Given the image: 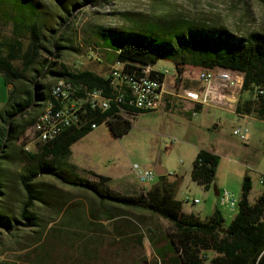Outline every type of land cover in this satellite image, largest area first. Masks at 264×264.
Returning a JSON list of instances; mask_svg holds the SVG:
<instances>
[{"label":"rangeland","instance_id":"374dc122","mask_svg":"<svg viewBox=\"0 0 264 264\" xmlns=\"http://www.w3.org/2000/svg\"><path fill=\"white\" fill-rule=\"evenodd\" d=\"M36 1L41 9V16L35 20L42 26V48L32 56L33 63L29 69H24L23 61H16L14 64L26 78L20 83L31 86L29 81L37 80L47 87L45 92H50V97L52 88L64 79L57 80L49 72H61L65 68L70 72L92 71L104 77L109 73L112 65L107 63L106 57L108 48L113 45L112 36L107 34L110 32L139 30L150 33L155 31L156 24L166 25L174 20H186L196 26L223 29L238 38H248L252 34L264 36V5L258 0ZM37 11L32 0H0V18L3 20L14 18L25 23ZM12 36V24L0 20V42L10 40ZM22 42V54L25 55L29 52L30 35L24 33ZM55 44L60 49L55 48ZM140 68L147 70V67ZM155 68L167 69V89L175 97L184 95L185 90L201 92L203 88L199 68L182 67L180 75L171 62L160 61ZM217 73L218 71L213 72L215 79ZM222 84L224 83L220 80H215L217 92L233 95L229 89L221 87ZM8 93L0 75V112L8 108ZM234 96L238 101L249 98V94H243L242 91L236 92ZM50 106L51 101L35 122L46 115ZM236 108L228 110L195 105L193 110L181 107L166 110L161 107L156 112L138 115L131 132L123 138L114 137L108 125L103 124L74 145V155L69 162L80 167L79 175L82 178H92L82 169L111 178V187L115 191H119L126 180L143 186L133 171L135 165L142 168L159 165L171 176L170 181L172 178L181 180L175 189V195L181 202L184 213L200 216L202 221H207L219 210L227 229L238 213L245 177L248 176L252 182L249 196L251 204L264 192V185L261 184V180H264V121L256 115L249 119L241 118L232 113L236 112ZM29 119L30 117L25 118ZM236 131H240L245 137L249 134L250 139L242 140L240 136L234 135ZM33 139L30 128L21 142L13 143L8 149L13 160L10 166H6L8 171L4 181L7 195L0 199V209L8 206L10 216L22 223L17 225L18 229L13 234L0 228V264H38V252L34 251L32 241L38 231L25 228V221L20 217L24 194L17 176L23 166L21 151H27L28 148L27 152L38 153L40 150ZM198 147L211 149L219 157L215 180L208 190L192 180ZM42 181L58 188L56 197L59 207L67 201L57 216L43 207H36L34 211L43 226H58L63 219L64 215L61 214L64 209L71 208L75 203H81L79 208L87 213H84L85 220L94 221L88 214L89 200L79 198L71 188L52 178ZM158 182L157 177L150 186ZM216 190L220 194L227 192L232 196L237 202L234 211L220 204ZM194 201L198 203L194 204ZM117 212L119 215L114 221H101L98 226H106L109 231L113 226L127 229L131 227L139 237L152 226H163L166 230H170L172 226L168 221L145 211L120 209L115 213ZM51 218H56L53 225H50ZM73 226L81 225L78 223ZM144 245L139 255L136 253L130 257L108 259L99 264H156L150 246L148 247L147 242ZM56 260L55 264L64 262L62 258Z\"/></svg>","mask_w":264,"mask_h":264},{"label":"trees","instance_id":"16d2710c","mask_svg":"<svg viewBox=\"0 0 264 264\" xmlns=\"http://www.w3.org/2000/svg\"><path fill=\"white\" fill-rule=\"evenodd\" d=\"M32 1L38 11L31 20L22 23L20 19L0 18L13 26L12 38L0 42V75L6 86H11L8 108L0 112V199L7 195L4 178L8 171L6 166H10L13 160L8 153L10 145L25 138L27 130L33 127L51 101L50 92H45L47 87L37 80L29 81L31 86L20 83L26 78L14 64L23 61L24 69H29L33 63L32 56L42 48V26L35 20L41 16L40 4ZM258 1L264 5V0ZM154 30L150 33L139 30L107 33L113 38V45L108 48L107 63L130 64L127 65V73H135V66H156L160 61L173 63L178 75L186 66L241 72L245 75L242 93L249 94V98L238 101L236 113L256 115L264 121L263 35L238 38L223 29L196 26L186 20L156 24ZM24 33L30 35L29 52L25 55L22 54ZM54 47L60 49L58 44ZM140 71L147 70L140 68ZM49 73L57 80L69 79L84 83L91 89L107 86L106 78L92 71L70 72L63 68L61 72ZM109 115L96 113L91 119L101 126ZM26 117L30 119L25 120ZM90 125L69 129L53 142L40 146L38 153L21 151L23 166L17 176L24 199L20 217L25 221V228L38 231L32 238L34 251L38 252V264H55L60 258L63 264H99L121 258L118 254L106 253L114 249L113 241L116 239L136 240L141 247L147 241L156 257V264H264V192L251 204L252 182L248 176L242 185L238 213L227 229L219 210L207 221L185 214L181 202L175 199V189L180 183L168 184L166 176L160 177L159 185L146 195L122 196L109 188L108 178L94 174H90L93 180L82 178L77 174V168L69 163L73 145L93 132ZM107 125L116 138L128 135L133 128L120 120L109 121ZM218 162L217 155L201 150L193 163L192 180L208 190L214 183ZM46 178L71 188L79 198L89 200L88 214L94 221L85 220L86 212L79 208L81 203H75L64 209L58 226H43L34 211L36 207H43L57 216L67 203L65 201L60 207L57 205L58 188L42 181ZM215 192L219 193L218 190ZM1 209L0 228L13 234L22 222L10 216L8 206ZM120 209L148 212L168 221L171 229L152 226L139 237L131 227L113 226L109 231L106 226H98L101 221H114L119 215L115 212ZM55 219L51 218L50 225ZM78 223L81 226H73ZM103 249L106 252L102 257Z\"/></svg>","mask_w":264,"mask_h":264},{"label":"built area","instance_id":"2783aa9c","mask_svg":"<svg viewBox=\"0 0 264 264\" xmlns=\"http://www.w3.org/2000/svg\"><path fill=\"white\" fill-rule=\"evenodd\" d=\"M127 65L130 64L116 62L111 66L105 76L107 80L105 88L91 89L84 83L69 79H64L67 81V88H52L51 106L44 119L35 122L32 127L34 143L39 146L47 145L69 129L83 128L88 124H91L90 127L94 131L99 126L92 122L91 116L96 113H110L104 124L120 120L133 126L141 113L158 111L165 96L172 95L166 85V76L169 74L167 69L158 70L155 66H147V71H140V66H135V73H127ZM214 71H218L216 79ZM244 77L241 72L227 69H200V81L203 83L201 92L185 90L184 96L199 106L232 110L237 107L238 100L234 94L242 91ZM215 80L224 83L220 86L229 89L233 95L219 94ZM234 135L240 136L242 140L246 138L240 131L234 132ZM26 150L28 151V148ZM133 171L144 187L150 186L157 179L154 169H144L135 165ZM261 184L264 185V180H261ZM148 191L144 188L134 197L146 195ZM219 198L222 206L228 207L231 211L235 210L237 202L229 193H219ZM197 203L198 201H194V204Z\"/></svg>","mask_w":264,"mask_h":264},{"label":"crops","instance_id":"0c3cea01","mask_svg":"<svg viewBox=\"0 0 264 264\" xmlns=\"http://www.w3.org/2000/svg\"><path fill=\"white\" fill-rule=\"evenodd\" d=\"M4 80V79H3ZM7 87V86H6ZM8 88V91L11 89V86H8L7 87ZM173 97V98H172ZM171 99V100H170ZM48 104H49V102L47 103V105H46V107L48 106ZM195 103H193V102H191V101H189V100H187L186 98H185V96L184 95H181V96H176L175 97V95L172 93V95H167V96H165V98H164V101H163V105H162V108L163 109H166V110H168V109H170V110H172V109H175V108H177V107H181V108H186V109H189V110H193L194 109V107H195ZM45 107V108H46ZM232 112V111H231ZM232 113H235L236 115H238L239 117H241V118H244V119H249V118H251L253 115H251V116H244V115H239V114H237L236 112H232ZM209 127V126H208ZM112 133V132H111ZM91 134V133H90ZM113 135V134H112ZM88 136V135H87ZM86 136V137H87ZM114 136V135H113ZM127 136V135H126ZM115 137V136H114ZM125 137V136H124ZM123 138V137H122ZM246 138L247 139H250V135L248 134V135H246ZM84 139V138H83ZM82 139V140H83ZM81 141V140H80ZM79 141V142H80ZM223 141H219V143H222ZM78 143V142H77ZM76 143V144H77ZM75 144V145H76ZM198 146V145H197ZM196 146V147H197ZM73 147H74V145H73ZM73 147L71 148V156H70V159L73 157V155H74V152H73ZM201 150H204V151H207V152H210V153H213L214 151H211V149H208V148H206V147H198V149H197V153H196V156L198 155V153L201 151ZM69 159V160H70ZM70 163V162H69ZM71 165H74L76 168H77V174L79 175V173H80V167L78 166V165H76V164H74V163H70ZM156 166H158V165H156ZM154 164L153 165H151L149 168H144V169H155V167H156ZM163 168V167H162ZM82 171L83 172H85V173H88L89 174V176H91L92 177V175H90V174H94L95 176H100V175H98V174H96V173H94L93 171H88V170H86V169H82ZM80 176V175H79ZM103 177H105V176H103ZM88 178V177H87ZM105 178H108L110 181H109V183H108V186H109V188L110 189H112V187H111V182H112V179L111 178H109V177H105ZM170 178H171V176H168V173H167V175H166V178H165V182H167L168 184H171V183H175V182H177V181H179V183H181V180L180 179H178V178H176V179H174V178H172V180L170 181ZM89 179V178H88ZM91 180H93L94 179V177H92V178H90ZM159 183H160V180H159V182L156 184V185H152V186H149L148 188L147 187H144V186H142V187H140V186H137L134 182H132V181H130V180H126V181H124L122 184H121V186H120V189H119V191H115V190H113V191H115V192H117L118 194H120V195H122V196H132V195H136V194H138L142 189H144V188H146V189H148V190H151V187H155V186H158L159 185ZM215 194H216V192H215ZM175 199L177 200V198H176V195H175ZM186 214V213H185ZM193 216H195V215H193ZM195 217H197V218H199L201 221H202V219H201V217L200 216H195ZM108 223H110V222H108ZM115 244V246H114V249H112V250H109L108 252H106V251H104V249H103V251H102V254H101V256L103 257V256H105V252L106 253H109L110 255H120V257H130V256H134L136 253L139 255L140 254V249L142 248V247H144L145 245V243L147 242V241H145V243L143 244V246L141 247L140 245H138V244H136V240H133V241H125V240H121V239H116V240H114L113 241ZM148 243V242H147ZM150 245H149V243H148V247H149ZM151 248V247H150ZM152 250V249H151ZM152 253H153V251H152ZM153 256L155 257V255H154V253H153ZM155 259H156V257H155Z\"/></svg>","mask_w":264,"mask_h":264},{"label":"water","instance_id":"95a60500","mask_svg":"<svg viewBox=\"0 0 264 264\" xmlns=\"http://www.w3.org/2000/svg\"><path fill=\"white\" fill-rule=\"evenodd\" d=\"M156 175L158 178L166 176L167 175V171L165 169H163L161 166H156L154 169ZM216 196H219V193L216 192Z\"/></svg>","mask_w":264,"mask_h":264},{"label":"bare ground","instance_id":"6f19581e","mask_svg":"<svg viewBox=\"0 0 264 264\" xmlns=\"http://www.w3.org/2000/svg\"><path fill=\"white\" fill-rule=\"evenodd\" d=\"M66 82L67 81H63V80L62 81H59V83L57 84V86L55 88H67V83ZM44 117H42V119L41 120H38L37 122L42 121L44 119Z\"/></svg>","mask_w":264,"mask_h":264}]
</instances>
